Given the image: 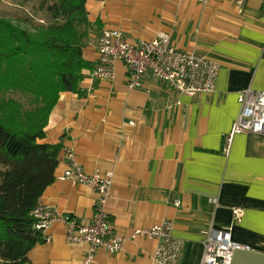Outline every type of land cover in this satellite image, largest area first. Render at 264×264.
Returning a JSON list of instances; mask_svg holds the SVG:
<instances>
[{
    "label": "crops",
    "instance_id": "crops-1",
    "mask_svg": "<svg viewBox=\"0 0 264 264\" xmlns=\"http://www.w3.org/2000/svg\"><path fill=\"white\" fill-rule=\"evenodd\" d=\"M85 8L83 57L91 67L103 29H119L132 43L163 33L175 48L218 63L215 87L189 96L146 73L129 88L122 62L113 79H93L85 68L79 91L61 92L49 114L42 141L61 148L38 204L90 222L93 187L61 178L62 148L70 145L86 172H113L106 210L125 237L117 253L98 248L91 264H157L151 253L160 240L130 234L163 219L183 242L176 264H199L202 232L228 226L235 207L243 216L231 237L246 248L235 250L232 263L264 264V134H235L227 152L223 139L238 92L264 89V0H86ZM214 196L217 204L207 200ZM42 233L51 239L31 248L25 264H84L86 246L65 242L62 223Z\"/></svg>",
    "mask_w": 264,
    "mask_h": 264
},
{
    "label": "trees",
    "instance_id": "trees-1",
    "mask_svg": "<svg viewBox=\"0 0 264 264\" xmlns=\"http://www.w3.org/2000/svg\"><path fill=\"white\" fill-rule=\"evenodd\" d=\"M85 2L38 0L26 20L0 17V264H25L44 242L33 210L54 180L61 146L42 139L59 94L78 92L92 68L83 57Z\"/></svg>",
    "mask_w": 264,
    "mask_h": 264
},
{
    "label": "built area",
    "instance_id": "built-area-1",
    "mask_svg": "<svg viewBox=\"0 0 264 264\" xmlns=\"http://www.w3.org/2000/svg\"><path fill=\"white\" fill-rule=\"evenodd\" d=\"M193 1L207 4L214 0ZM96 48L98 51L96 64L89 72L93 79H113L116 73L115 64L122 62L125 65L126 83L129 88H139L146 73L156 80L166 82L178 93L189 96L199 92H211L215 87L218 63L206 55L175 48L167 34L161 33L132 43L119 29H103L96 40ZM237 100L239 103L237 115L229 132L223 134L225 152L229 150L235 134H264V89L244 88L238 92ZM62 149L66 168L61 178L72 183H87L93 187L91 220L86 223L59 211L54 206L37 204L33 210L36 218L34 227L43 232L55 222L62 223L65 242L84 244L86 246L84 264H91L98 248L114 254L122 249L125 241V237L113 230L106 210L111 197L113 172L102 173L95 169L88 173L75 158L70 145H64ZM207 200L213 204L218 203L217 196ZM175 205H179V202L176 201ZM242 216L243 208H232L228 226L210 225L202 232V254L199 264H233L235 250L245 246L232 239L230 226L240 222ZM172 227L171 220L163 219L148 228L135 229L130 234V239L142 237L160 240L151 253L152 261L157 264H176L183 242L172 235ZM44 239L49 241L51 236L45 233Z\"/></svg>",
    "mask_w": 264,
    "mask_h": 264
},
{
    "label": "rangeland",
    "instance_id": "rangeland-1",
    "mask_svg": "<svg viewBox=\"0 0 264 264\" xmlns=\"http://www.w3.org/2000/svg\"><path fill=\"white\" fill-rule=\"evenodd\" d=\"M38 0H30L26 6H20L17 4V0H0V17H8L14 19V21L26 20L30 12L37 11ZM39 12L37 17L34 16L33 20L38 22L40 19Z\"/></svg>",
    "mask_w": 264,
    "mask_h": 264
}]
</instances>
